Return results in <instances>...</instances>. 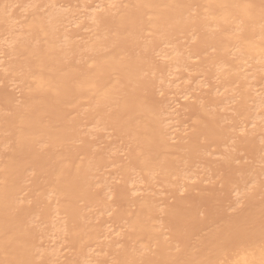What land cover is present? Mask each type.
<instances>
[{"label":"bare ground","instance_id":"bare-ground-1","mask_svg":"<svg viewBox=\"0 0 264 264\" xmlns=\"http://www.w3.org/2000/svg\"><path fill=\"white\" fill-rule=\"evenodd\" d=\"M0 264H264V0H0Z\"/></svg>","mask_w":264,"mask_h":264},{"label":"rangeland","instance_id":"rangeland-1","mask_svg":"<svg viewBox=\"0 0 264 264\" xmlns=\"http://www.w3.org/2000/svg\"><path fill=\"white\" fill-rule=\"evenodd\" d=\"M17 95H19V94H17ZM168 102H170V105L174 108L175 107V102L173 101V100H170V101H168Z\"/></svg>","mask_w":264,"mask_h":264}]
</instances>
